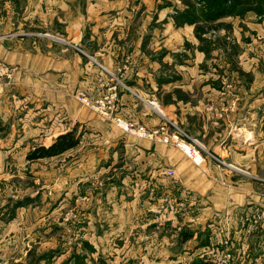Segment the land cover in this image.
Segmentation results:
<instances>
[{
	"label": "rangeland",
	"instance_id": "374dc122",
	"mask_svg": "<svg viewBox=\"0 0 264 264\" xmlns=\"http://www.w3.org/2000/svg\"><path fill=\"white\" fill-rule=\"evenodd\" d=\"M6 1L18 9L25 3L2 0L3 7ZM201 2H71L77 54L86 62L78 68L88 83L69 95L102 125H77V146L58 156L29 160L36 147H48L69 131L34 132L21 140L19 129L2 124L0 264H264V10H259L264 4L259 7L257 0H250L248 7L237 5L229 15L207 22L200 19ZM187 8L194 14L189 12L190 21L185 22L179 13ZM64 12L58 17L60 29L40 22L35 24L36 35L68 41ZM0 15L5 25V12L0 10ZM21 15L16 11L9 16L11 23L19 28L30 25ZM147 62L155 63L157 94L150 98L132 90L133 98L172 118L150 128L120 106L117 87L122 83L133 95L121 80L131 64L137 69L138 63L146 67ZM8 67L13 76L4 77L0 87L14 83L16 69ZM97 82L100 93L93 94ZM13 95L10 102L19 112L26 102ZM205 108L211 114L207 124V118L197 115ZM34 112V117L42 114ZM212 128L223 140L233 134L236 141L246 140V133L251 138L245 146L236 143L232 161L209 147L215 137ZM9 132L12 137L6 141L3 137ZM96 138L104 139L101 147L92 145ZM140 139L162 143L186 157L187 175H205L219 183L217 190L233 205L210 210L209 203L199 202L185 209L184 201H196L187 191L188 200L178 208L181 200L170 193L175 179L168 173L174 170L161 176L153 173L158 169L146 159L148 154L140 158L133 153ZM222 146L217 141V148ZM200 206L213 217L202 219ZM186 221L194 227L183 225ZM185 232L191 238L183 242Z\"/></svg>",
	"mask_w": 264,
	"mask_h": 264
},
{
	"label": "crops",
	"instance_id": "0c3cea01",
	"mask_svg": "<svg viewBox=\"0 0 264 264\" xmlns=\"http://www.w3.org/2000/svg\"><path fill=\"white\" fill-rule=\"evenodd\" d=\"M61 1L62 0H24L25 3L22 8L18 9L15 5H9L7 1L5 2L6 5L3 7L2 0H0V10L5 12L6 18L4 25V17L0 15V60L16 69L14 83L9 86L2 85V88L0 87V129H3L1 128L2 124L6 126L4 127L5 129H10L12 131L19 129L21 131L19 136L21 140H25L30 133L33 135L34 132H37V134L40 132L42 134L53 132L56 135L57 133L60 134L65 131H71L77 125H80L84 129H88L92 125H102V123L98 124L100 120H97L94 114L87 113L81 108V105L77 104L69 95L70 93L76 92L77 88L83 87L88 83V77L83 70V72L81 71L86 62L77 54L75 19L70 20L72 10L71 2H75V0H66L68 1L67 5L63 0V6H61ZM73 5L72 3V6ZM73 8L75 9V6H73ZM62 10L65 11V16L68 13V17L65 19L66 23L69 25L68 28L66 27L68 29V41H60L61 38H57V36L54 37L44 34L36 35V23H49V28L54 27L55 30L60 29V27H58V17H61L59 15L62 13ZM16 11H21L22 21L26 20L30 24L24 27L22 26L24 25L23 22L20 23L19 25L22 26V30H20V26L11 23V19H9V16H13ZM9 23L12 26L9 25ZM33 25L34 27L32 28L31 26ZM1 28L4 29L1 30ZM56 34L60 36L59 32ZM46 37L56 38L60 42H54L53 39L50 40ZM78 65L81 66V69L78 68ZM140 65L141 64L138 63L137 66L139 68L136 69L132 67L131 64L132 69H130L124 76V79L122 78L121 80L131 88V93L133 95L129 93L130 89L120 83V86L117 85L119 90L118 100L120 106H124V110L127 114L132 111V118L134 121L143 123L144 125L146 124V126L150 128L159 125L167 118H172L167 114H163L162 116L160 114L162 111L159 110L158 112L145 102H141L140 99L135 100L133 98L134 93L132 90L135 93L141 94L142 96L147 95L150 98L154 97L158 90L155 63L151 64L147 62V64H145L146 67H141ZM92 86L94 87V90H91L93 94L100 93V91H97L99 87L98 82ZM105 89L104 87L100 88V90L104 92ZM164 89L166 90V88ZM160 92H162V90H160ZM12 93L18 94L19 97L22 98V102H26L24 104L25 106L23 105V110L18 112V110L13 108V104H11L10 101L12 99L11 96L15 95ZM1 98H3V100ZM37 103H41V105L38 107L36 105ZM196 109H199V107H196ZM34 111H38L37 114H42H40V117H34V115H32L35 113ZM197 115L202 116L203 119L207 118L203 121L204 124L210 122L211 114L206 108L199 112L197 110ZM213 122H215V120ZM191 125L194 124L192 123ZM212 129L211 135L213 133L215 137H211L214 140L212 139L209 141V147L212 148V146H214L212 150L215 153L220 151L222 155L226 154L225 156L232 161L236 159V143H239L240 146H245L247 140L251 138L250 133H246L244 134V139L246 140L236 141V134L232 136L228 135L224 140L219 137L221 140H218L219 133L216 132L214 128ZM98 135H100V133H98ZM226 135L225 133L224 136ZM11 137L12 133L9 132L3 139L8 141ZM85 139L88 140V136L85 135ZM96 139H98L97 142L93 139L94 142L91 144L96 145L98 143V146L101 147L104 139ZM129 141L128 139L127 144H130ZM217 141L219 144H224V147L217 148ZM134 144L135 145L132 146L133 153L140 154V158L143 153H147L146 159L148 158L149 161L156 166L155 169H158L153 173H157L158 176H161L164 174L167 175L168 172L174 170L173 175L170 173L168 174L175 179V182L172 181V192L170 193L178 197L175 199L181 200L179 202L177 201L179 203L176 205L178 208L181 207L180 204H182V200L187 199L185 196L187 191L196 195V201H189L188 199V201H184L185 203L188 202V205H184L185 209H191L193 207L192 204L199 202L205 204L209 203L212 208L210 210L233 205V203L229 202L227 197H222L220 191L217 190V188L220 187L219 183L215 184L212 180L205 177V175L199 178L196 173L189 177V175H187V168H185L188 165L187 158H183L181 154H173L176 151H173L171 147H167L162 143L141 139L136 140ZM93 151H95L94 148ZM158 155H160V157ZM151 157L154 159H150ZM121 159H124L123 154ZM157 159L160 162L159 164L156 163ZM100 164H102L101 159ZM100 166L101 168H99V170L102 171L103 167L102 165ZM167 168L169 169L167 170ZM194 176H196L195 179L193 178ZM169 195L168 193L167 196ZM175 203L176 202H173V204ZM198 209L202 210L204 213L202 219H211L210 216L212 215V211H207V207L200 206ZM185 223H188L186 227L190 228L189 225L194 227V223L192 222L186 221L183 222V225ZM205 223L206 221L204 224ZM175 227L177 228L179 225H175ZM201 227L202 230H206L205 225Z\"/></svg>",
	"mask_w": 264,
	"mask_h": 264
},
{
	"label": "trees",
	"instance_id": "16d2710c",
	"mask_svg": "<svg viewBox=\"0 0 264 264\" xmlns=\"http://www.w3.org/2000/svg\"><path fill=\"white\" fill-rule=\"evenodd\" d=\"M203 5L199 6L200 19L207 22H215L230 14L229 10H235L237 5H242L244 7H248L252 4L250 0H246L245 2H241L242 0H199V2ZM234 3V5H232ZM259 7L264 4V0H257ZM260 11L264 10L263 8L259 9ZM231 11V12H233ZM194 14L191 12V9L182 10L179 15H182L186 21H190L188 13ZM76 128V127H75ZM73 129L65 134L60 135L56 138V140L52 143V145L46 146H38L28 155L29 160H37L43 158H51L54 156L61 155L62 153L74 148L80 142V135L76 133V129ZM189 230V229H184ZM182 234V233H181ZM183 242L187 241L191 236L187 234V232L183 233Z\"/></svg>",
	"mask_w": 264,
	"mask_h": 264
},
{
	"label": "built area",
	"instance_id": "2783aa9c",
	"mask_svg": "<svg viewBox=\"0 0 264 264\" xmlns=\"http://www.w3.org/2000/svg\"><path fill=\"white\" fill-rule=\"evenodd\" d=\"M9 69L10 68L8 67V65L5 62H3L2 60H0V82L3 81L4 77H7L9 79L12 78L13 75L11 74V72H9ZM118 122H119L120 125L124 124L125 125V129H129L130 128V125L128 123L124 122L123 120H119ZM141 131H145V130L141 129ZM194 155L198 156V153L195 151Z\"/></svg>",
	"mask_w": 264,
	"mask_h": 264
}]
</instances>
